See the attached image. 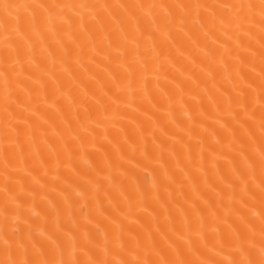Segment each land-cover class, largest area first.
Instances as JSON below:
<instances>
[{
  "label": "bare ground",
  "instance_id": "obj_1",
  "mask_svg": "<svg viewBox=\"0 0 264 264\" xmlns=\"http://www.w3.org/2000/svg\"><path fill=\"white\" fill-rule=\"evenodd\" d=\"M0 264H264V0H0Z\"/></svg>",
  "mask_w": 264,
  "mask_h": 264
}]
</instances>
